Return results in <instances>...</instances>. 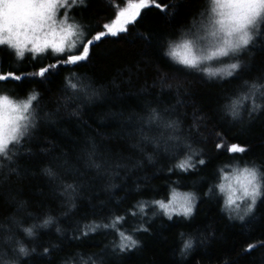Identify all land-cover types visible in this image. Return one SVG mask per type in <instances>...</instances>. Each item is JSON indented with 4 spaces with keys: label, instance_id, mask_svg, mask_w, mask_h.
<instances>
[{
    "label": "trees",
    "instance_id": "trees-1",
    "mask_svg": "<svg viewBox=\"0 0 264 264\" xmlns=\"http://www.w3.org/2000/svg\"><path fill=\"white\" fill-rule=\"evenodd\" d=\"M84 2L87 7L75 11V19L82 18L92 31L101 30L100 25L114 17L118 7L110 5L126 6L125 0ZM157 2L176 5L168 9L173 15L165 16L155 7L142 10L143 19L130 35L99 43L92 48L88 62L60 66L43 82L25 77L20 82L0 85V93L18 100L39 93L41 116L55 114V123L42 120L34 138L25 145L33 155L25 151L11 165L19 175L9 173L8 168L0 171V255L5 260L12 259L14 241L20 240L29 248L35 247L37 253L42 251L41 246L57 245L50 256L33 253L32 257H22L20 264H99L93 254L102 250L105 264H264V247L245 252L248 244L264 242V202H258L255 214L244 221L235 218L226 204L227 185L235 186L239 174L234 168L264 167V112L249 117L245 110L233 120L223 106L237 94L242 80L221 82L165 55L170 42L177 46L185 38L191 39L185 36L188 29L194 22L208 18L209 0ZM74 8H80L79 0ZM138 33H150L151 42L140 39ZM176 50L182 51L179 47ZM239 59L250 68L243 79L251 81L264 73V38L258 37L252 51L242 53ZM51 62L50 56L16 62L0 52V70L4 72H35ZM225 66L214 61H203L201 65L213 70ZM73 74L97 95L68 100L65 106L61 85ZM149 108H157L164 120L177 121L175 131L149 126ZM141 118L145 120L144 135L151 142L141 137ZM170 135L179 139L168 140ZM218 143L220 148L216 147ZM231 144L247 151L230 153L227 146ZM93 145L94 158L102 164L99 172L87 160ZM185 156H191L194 163L201 158L206 162L196 163L188 171L174 168ZM49 162L65 182L73 183L76 178L75 182L82 185L74 194L76 208L68 215L63 214L66 197L59 193L53 197L47 178L38 175V167ZM225 175L233 178L226 180ZM220 184L225 185L224 191ZM41 189L43 196L39 194ZM174 193L195 196L191 216L172 212L169 219L151 203H167ZM138 201L146 202L143 213L135 220L129 218L124 225L127 230L140 225L148 228L147 232L132 233L138 241L136 248L112 255L116 238L108 231L72 238L78 221L98 220L110 210L123 213ZM237 203L243 208L242 202ZM48 215L55 222L48 228H37L34 239L21 231L41 224ZM57 227L61 233H57ZM188 238L193 246L182 255L183 242Z\"/></svg>",
    "mask_w": 264,
    "mask_h": 264
},
{
    "label": "snow or ice",
    "instance_id": "snow-or-ice-1",
    "mask_svg": "<svg viewBox=\"0 0 264 264\" xmlns=\"http://www.w3.org/2000/svg\"><path fill=\"white\" fill-rule=\"evenodd\" d=\"M125 2L126 6L123 7L110 5L118 7L114 17L109 22L100 25L101 30L92 31L91 25L82 18L75 19V11H82L87 7L84 0H79V9L72 10L71 19L68 10L69 0H0V52H6L16 62L34 61L47 56L52 57L53 60L51 63L42 65L35 72L17 74L0 70V85L8 81L20 82L25 77L38 78L43 82L60 66L86 63L91 59L92 48L99 43L110 37L118 40L130 35L136 29L139 21L143 19L142 10L155 7L161 14L169 16L173 14L168 9L176 7V5L158 3L157 0H125ZM72 3L75 4L76 0H72ZM209 4L208 18L194 22L193 26L185 33V36H190L191 39L185 38L183 43L177 46H173L170 42L169 50L165 55L178 59L181 65L190 70L202 71L209 78H219L221 82L242 80L237 94L230 97L229 102L223 107L233 120L239 119L241 112L245 110L249 117H253L257 113L264 112V73L251 81L243 79V75L250 71V68L249 65L241 62L239 56L252 51L258 37L264 38V0H209ZM138 36L148 43L152 40L150 33H138ZM198 44L207 45V54L197 55L194 52ZM177 47L182 51L178 52ZM203 61L225 63L226 66L213 70L201 67ZM61 87L65 106L68 100H79L81 96L91 99L97 95L88 83L74 74L66 77ZM168 87L171 88V84ZM39 106V93H29L22 100L0 93V171L8 168L9 173L19 175L16 168L11 165L15 164L25 151L29 156L33 155L32 149L30 147L25 149V145L34 138V133L40 127V122L43 120L47 123H55L53 118L55 114L46 113L41 116ZM144 123L145 120L141 118V137L144 141H150V138L144 135ZM146 123L149 126H162L164 129L172 131H175L178 124L177 121L164 120L157 108H149ZM155 139L152 138V140ZM167 139L179 138L170 135ZM221 146L219 143L216 145L217 148ZM188 147L190 148V146ZM42 151L47 152V150ZM227 151L245 153L247 149L239 144H231L227 146ZM95 156V145H93L92 149L87 152V160L89 166L99 172L102 164L96 162ZM205 162L201 158L194 163L191 156H185L178 160L174 168L188 171L194 169L196 163L204 165ZM38 164H44V161H39ZM233 171L239 173L235 176L237 186L232 183L227 185L226 204L230 213H235V218L244 221L246 217L255 214L258 202H264V167L257 168L253 165L243 169L234 168ZM38 175L47 178L53 197L57 193L61 197H66L67 205L64 215H68L76 208L74 194L82 186L75 182L76 178L73 183L65 182L51 162L46 166L38 167ZM224 178L231 181L233 177L225 175ZM219 188L224 191L225 185L220 184ZM39 194L43 196L44 191L41 189ZM194 201L195 196L191 193H186L183 196L174 193L172 199L167 203L160 200L151 203L157 205L169 219H172V212L185 217L191 216ZM237 201L243 203V208ZM145 203L138 201L125 209L123 213L110 210L107 216H101L98 220L78 221L72 238L80 239L93 233L108 231L116 238L111 246L112 255H115L117 251L123 253L134 249L137 247L138 241L132 233L147 232L148 228L140 225L127 230L124 225L129 218L135 220L138 214L143 213ZM54 222L55 218L48 215L41 224L22 228L21 231L25 236L34 239L37 228H48ZM56 231L61 233L59 227ZM181 235L183 236V234ZM192 246L191 238L184 240L181 254H186ZM258 247H264V242L248 244L245 252L251 253ZM41 248L42 251L37 253L35 247L29 248L20 240H16L12 247V259L5 260L0 255V264H20L22 257H32L33 253L42 257L50 256L57 245L49 244L41 246ZM93 255L97 256L99 264H105L104 250ZM92 264H97V261H92Z\"/></svg>",
    "mask_w": 264,
    "mask_h": 264
},
{
    "label": "rangeland",
    "instance_id": "rangeland-1",
    "mask_svg": "<svg viewBox=\"0 0 264 264\" xmlns=\"http://www.w3.org/2000/svg\"><path fill=\"white\" fill-rule=\"evenodd\" d=\"M75 4L72 3V0H69V3H68L69 14L71 12V9H73V7L75 6ZM196 49H197V53H196L197 55H204V54H207L208 47H207V45H199L198 44L196 46ZM235 186H237V185L235 184Z\"/></svg>",
    "mask_w": 264,
    "mask_h": 264
}]
</instances>
